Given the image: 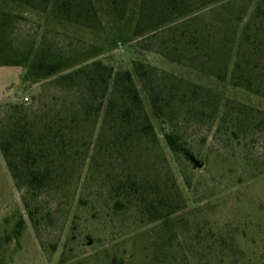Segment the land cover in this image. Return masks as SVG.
I'll list each match as a JSON object with an SVG mask.
<instances>
[{
	"label": "rangeland",
	"instance_id": "374dc122",
	"mask_svg": "<svg viewBox=\"0 0 264 264\" xmlns=\"http://www.w3.org/2000/svg\"><path fill=\"white\" fill-rule=\"evenodd\" d=\"M91 1L97 19L84 27L58 17L52 4L0 0V54L45 50L130 71L158 143L123 159L114 152L99 154L98 128L81 129L73 144L77 162L67 163L35 193L16 187L0 152V264H264V94L233 87L230 77L218 82L190 62L160 54L162 39L172 37L168 28L193 16L215 28L220 16L240 13V31L260 0H237L232 8L188 0L191 13L140 34L142 0H128L122 16L109 0ZM5 15L11 20L4 22ZM213 41L210 46L215 36ZM238 44L236 38L231 63ZM136 62L200 86L209 94L207 102L200 95L198 109H181L172 122L161 124L135 73ZM27 72V66L0 67V131L16 104L51 117L68 112L60 109L66 95L49 84L54 77L34 83ZM254 80L252 89L263 81ZM172 129L202 167L170 152L163 135ZM125 179L140 186L139 194L129 182L121 185ZM150 201L172 214L149 220Z\"/></svg>",
	"mask_w": 264,
	"mask_h": 264
},
{
	"label": "trees",
	"instance_id": "16d2710c",
	"mask_svg": "<svg viewBox=\"0 0 264 264\" xmlns=\"http://www.w3.org/2000/svg\"><path fill=\"white\" fill-rule=\"evenodd\" d=\"M19 2L30 7L53 5L58 17L75 24L91 27L97 14L91 0H5ZM122 16L128 0H109ZM142 0L137 24L139 34L154 30L167 22L188 15V0ZM232 8L237 0H212ZM241 12V11H239ZM4 16V22L11 20ZM242 15L227 14L215 22V28L200 17H189L175 27L168 28L170 39H162L160 54L171 61L186 63L203 74L224 83L228 77L233 87L245 88L256 94L264 85V0L255 6L249 20L239 26ZM1 30V29H0ZM179 33V34H178ZM215 36V44H212ZM236 59L231 63L235 52ZM164 44V46H163ZM176 56V58L172 57ZM1 66H27L28 79L32 82L49 80L50 85L60 89L66 99L60 104L62 111L54 117L46 112L27 113L23 104L13 105L15 115L9 117L0 131V152L17 188L25 187L35 193L46 188L52 176L77 162L78 149H74L77 133L82 130L94 132L98 128L97 142L100 153H116L121 158L136 153L142 146L158 143V135L148 114L132 73L115 71L100 60L85 62L45 50L30 49L23 55L9 57L0 54ZM135 73L148 99L152 115L161 124L171 121L181 109H198L197 97L207 102L209 94L198 85L142 62L134 63ZM263 81L253 88L257 79ZM68 95V99H67ZM208 99V98H207ZM215 115V106L210 107ZM22 111V112H21ZM51 117V118H50ZM164 141L170 152L190 160L191 153L177 130L164 133ZM74 149V150H73ZM128 187L139 194L135 181L125 179ZM125 187V184H124ZM149 220H161L172 214L159 210L153 201L147 205ZM23 222L17 225L16 236L21 235Z\"/></svg>",
	"mask_w": 264,
	"mask_h": 264
},
{
	"label": "water",
	"instance_id": "95a60500",
	"mask_svg": "<svg viewBox=\"0 0 264 264\" xmlns=\"http://www.w3.org/2000/svg\"><path fill=\"white\" fill-rule=\"evenodd\" d=\"M190 161L194 164L195 167H202L203 164L202 163H199L194 157H190ZM113 263H114V260H113Z\"/></svg>",
	"mask_w": 264,
	"mask_h": 264
},
{
	"label": "crops",
	"instance_id": "0c3cea01",
	"mask_svg": "<svg viewBox=\"0 0 264 264\" xmlns=\"http://www.w3.org/2000/svg\"><path fill=\"white\" fill-rule=\"evenodd\" d=\"M0 67H12V66H0ZM19 68H21V67H19ZM20 75H21V73L18 75L17 84L19 83Z\"/></svg>",
	"mask_w": 264,
	"mask_h": 264
},
{
	"label": "built area",
	"instance_id": "2783aa9c",
	"mask_svg": "<svg viewBox=\"0 0 264 264\" xmlns=\"http://www.w3.org/2000/svg\"><path fill=\"white\" fill-rule=\"evenodd\" d=\"M23 102H28V98L25 97V98L23 99Z\"/></svg>",
	"mask_w": 264,
	"mask_h": 264
}]
</instances>
